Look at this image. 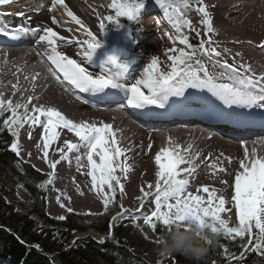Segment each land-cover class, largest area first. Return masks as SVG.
I'll list each match as a JSON object with an SVG mask.
<instances>
[{"label": "snow or ice", "instance_id": "snow-or-ice-1", "mask_svg": "<svg viewBox=\"0 0 264 264\" xmlns=\"http://www.w3.org/2000/svg\"><path fill=\"white\" fill-rule=\"evenodd\" d=\"M13 2L14 0H0V5H9ZM156 2L164 10V16L169 24L177 33H181L177 39L188 50L186 51L185 48L169 50L175 54L168 57L172 63L171 70L167 73L160 72L158 59L154 56L144 68L141 78L131 84L117 83L107 71L95 75L94 78L93 73L86 67H82L76 60L57 51V41H64L65 37L58 36L57 32L50 27L41 29L22 25L11 31L4 29L2 34L13 40L21 39L28 34L37 37L36 42L46 46L43 55L53 66L50 69L52 74L61 83L66 81L81 93H89L93 96L103 94L106 98L123 93L127 106L145 115H174L189 103H195L197 94L203 93L206 95L198 98L207 105V111L204 114L208 117L237 125L253 122L259 118L260 123L264 125V75L257 76L251 73L250 67L243 63L237 65L234 61L229 64L227 60L218 59L221 53L213 47V19L204 0H196L198 5L196 11L201 15V23L205 28L204 35L207 39L201 40L195 46L190 44L188 36L182 33L184 28L196 31L192 28L191 22L185 18L186 11L191 7L190 0H156ZM54 3L63 6L67 16L76 24H81L73 12L67 10L64 0H54ZM144 6L145 0H120L113 4L115 18L109 16L106 19L113 24H117L120 17L138 22V14ZM18 15L24 14L21 12ZM52 23H56L55 18ZM100 29L104 33L103 23L100 24ZM85 33L90 39L81 44L82 50L76 55L83 63L92 65L93 55L101 44L91 31L85 29ZM196 35L199 37L201 33L197 31ZM83 44L87 46L84 47ZM260 46L264 47V44ZM205 58L212 64L213 70H209ZM108 61L116 64L117 58L110 56ZM77 98L80 99V97ZM81 102L87 103L85 100ZM29 104H32L31 97L26 104H14L11 100L0 99V130L6 128L15 138L10 144V151L18 157L21 155L20 128H23L25 124L30 127L33 125L40 127L43 130V157L52 172L38 186L46 188L51 184L57 165L61 161L71 163L69 154H75L77 170L83 166L86 159L89 169L87 174L91 177L92 189L100 197L104 205V213H109V205L117 202L118 192L120 196H123L125 192L120 177L115 174L117 169L125 173V178L131 170V165L126 162L117 163L118 158L124 156L125 152L120 147H115L117 144L115 139L109 143V135L115 136L112 125L101 123L97 126L84 121L76 123L54 107L32 104L29 109ZM21 108L22 112L19 111ZM5 113L10 115L5 117ZM57 129H66L78 139L75 143L64 140V146L55 150L61 153L59 159L48 160L47 149L60 136ZM28 135L31 138V132ZM148 147L151 149V144ZM155 164L158 166L155 185L148 184V191L141 187L142 196L136 198L138 204L135 215L124 208L122 203L120 204V211L111 216L110 237L113 226L126 218L132 222L133 226L136 221L143 220V223L154 232L162 229L159 240L164 239L172 231L173 226L187 227L188 221L194 220L201 227H207L212 233H219L220 238L229 243L234 242L238 246L240 251L236 253L230 250L228 244L220 243V238L218 243L209 242L210 249L214 250L217 247L221 249L219 254L223 256L226 264H243L248 253L262 258L260 264H264V158L249 159L245 149L244 159L239 163V168L242 170L235 174L234 195L231 197L238 219V224L235 226H229V220L221 217V213L225 211L226 201L222 196L216 195L215 188L210 190L208 186H202L197 189V192L202 191L208 194L207 200L189 191V178L196 171L192 161L185 159V156L179 152L174 156L173 151L162 149L155 155ZM182 164L188 166L181 169ZM220 171L224 169L221 168ZM104 186H107V192H104ZM153 187L154 191H152ZM148 197L152 198L155 207L150 214H144L140 210L145 208L144 201ZM60 206L65 207L63 203ZM67 211L72 212L73 209L68 208ZM58 219L64 220L65 216L61 215ZM104 242V239H101L99 243ZM21 243L24 241L21 240ZM72 244L75 245V241ZM33 247L40 249L39 244ZM165 258H167V264H177L173 255H164L160 251L157 264H162ZM49 264H55V261L51 260Z\"/></svg>", "mask_w": 264, "mask_h": 264}, {"label": "bare ground", "instance_id": "bare-ground-1", "mask_svg": "<svg viewBox=\"0 0 264 264\" xmlns=\"http://www.w3.org/2000/svg\"><path fill=\"white\" fill-rule=\"evenodd\" d=\"M115 1L118 0H64L67 10H71L81 21V24H76L67 16L66 9L55 4L54 0H14L9 5H0V42L1 38L5 37L2 34L4 29L11 31L22 25L41 29L50 27L57 32L58 36L65 37L64 41H57V51L76 60L82 67H86L93 73L94 78L95 75L107 71L117 83H134L141 78L144 68L150 62V54L153 52L162 54L164 51L175 48L177 32L171 24L164 25L162 20L156 18L157 15L164 13L162 8L151 4L146 5L139 13V21L135 23L136 25L134 24L132 34L129 38H124L126 40L123 43L127 44L128 51L133 50V52H127L121 62H124L126 57L129 59V66L127 64L114 65L115 67L108 65L101 54L106 36L104 37L100 24L103 23L105 26L104 33L109 32L110 27L105 20H108L106 18L113 11ZM204 3L208 6L213 19V44L217 51H221V57L218 59L227 60L229 64L234 61L237 65L243 63L250 67L251 73L257 76L264 75V47L260 46L264 44V0H204ZM21 12L23 16L18 15ZM151 16H155L153 20H149ZM53 18L56 20L55 24L52 23ZM85 29L91 31L101 44L93 55L92 65L83 63L76 55L82 50L81 44L90 39ZM36 41L37 37L28 34L11 43H0V99L11 100L14 104H26L31 97L32 104L54 107L76 123L84 121L97 126L101 123L111 124L115 136L109 135V143L115 139L117 141L115 147H120L125 152L124 156L118 158L117 163L126 162L131 165V170L126 174L127 178L120 169L117 175L125 187V199L122 202L124 208L132 202L138 204L136 198L142 196L141 187L148 191V184L155 185L158 167L155 164V155L162 149H169L173 151L174 156L179 152L196 167L195 173L189 178V191L202 196L207 193L197 192L198 188L202 186H208L210 190L215 188L216 195L222 196L226 201L229 218L234 216L231 208L234 201L231 197L234 195L235 174L242 170L239 168V163L244 159L245 149L249 159L264 158V143H256L251 138L221 136L213 131L205 136L201 146H197L194 150L196 147L190 145L192 143L189 138L194 137L195 134L182 130L173 131L169 128L179 125V121L189 122L196 117L192 115L182 117L178 114L170 125H166L164 133H154L148 125H144L145 122H142L144 124L139 122V127L132 126L127 134L123 133L125 135L123 136V120L115 106L124 99V94L119 93L107 98L103 94H97L95 97L102 101L94 102L95 100L91 98L88 100L87 96L93 95L81 93L66 81L61 83L57 80L50 71L53 66L43 55L46 46ZM83 46L87 45L83 44ZM233 55L238 58H234ZM34 61L40 62L42 68L36 71L29 70L30 64ZM204 95L206 94H197L196 102L189 103L180 111L192 109L207 111V105L198 98ZM82 100L87 103H82ZM32 104H29V109ZM19 111L22 112L23 109ZM147 120H151L149 121L151 124L158 122L154 118ZM134 121L137 122V120ZM255 121L260 122L259 118ZM21 129L22 133L19 136L21 155L19 157L15 155L33 165L41 173H51L52 169L48 167L43 157V130L35 125L30 127L28 124ZM29 132L32 134L31 138H29ZM57 132L60 134L59 139L47 149L48 160L59 159L61 153L55 150L64 146V140L75 143L78 139L73 134L64 132V129H57ZM149 144L152 146L151 149L148 147ZM69 156L71 163L61 161L57 165L55 176L52 177L49 215L58 219L59 216L68 212V208L73 209L72 213L79 215L100 214L104 205L96 191L92 189L91 177L87 174L89 169L86 159L83 166L77 170L75 154H69ZM187 166L182 164L180 168ZM221 168L224 171H220ZM104 192L107 191L104 189ZM149 198L150 201L145 204L141 213L148 214L150 206L147 204L154 202L151 197ZM204 199L207 200L208 196ZM61 203L65 207L62 208Z\"/></svg>", "mask_w": 264, "mask_h": 264}, {"label": "trees", "instance_id": "trees-1", "mask_svg": "<svg viewBox=\"0 0 264 264\" xmlns=\"http://www.w3.org/2000/svg\"><path fill=\"white\" fill-rule=\"evenodd\" d=\"M190 3L196 6V0H190ZM182 33L194 46L203 40L191 29L184 28ZM13 140L6 128L0 130V186L3 188L0 194V264H49L51 260L55 264H157L159 244L147 241L130 220L114 225L109 236L111 216L116 209H110L98 218L70 214L64 221L50 220L46 215L45 190L38 186L47 177L30 165L18 168L19 161L10 151ZM17 189H23L31 199L28 203L16 204L23 211L6 202V197L14 196ZM89 230L105 236V242L100 244L95 239L75 241L78 233ZM162 232L161 229L154 233L160 238ZM220 243L228 244L232 252L240 251L234 242L229 243L222 237ZM36 244L40 245L39 250L33 247ZM220 252L218 247L210 249L198 264H226ZM173 256L177 264H197L183 255ZM261 259L248 253L243 264H260ZM162 264H167V258Z\"/></svg>", "mask_w": 264, "mask_h": 264}, {"label": "rangeland", "instance_id": "rangeland-1", "mask_svg": "<svg viewBox=\"0 0 264 264\" xmlns=\"http://www.w3.org/2000/svg\"><path fill=\"white\" fill-rule=\"evenodd\" d=\"M118 2H120V0L115 1L114 3H118ZM149 2H150L151 5L154 4V6L156 7V4L153 3L152 1H145V4H147ZM144 7H146V6H144ZM197 7H198L197 4H196L195 7L194 6H191L186 11L185 18L188 19L191 22L192 28H194L196 30L195 32H197V31L200 32L201 33L200 37L203 40H206L207 37L204 35L205 28H204L203 24L201 23V15L196 11V8ZM142 13H143V11L141 12V14ZM115 15H116L115 9H113V11L110 12V16L115 18ZM138 19H139V17H138ZM105 22L110 27L109 32L103 33L104 37L106 36L105 37L106 39L103 42L104 43L103 44L104 47H103V50L101 51L102 52L101 54H102L103 57H105V59H106V60L104 59L105 62L108 63V65H112V66L118 65V64L125 66L126 64L127 65L130 64L129 59L126 58V57H125L126 60L124 62H121V59L124 58V55H126L127 52H129V53L130 52H133V50L132 51H128L127 44H124L123 42L126 40L124 38H129V36L132 34L131 33V30H133L134 29V26L137 24L136 23V20H129L128 18L120 17L117 24H113L109 20H105ZM175 35H176V37H178V36L181 35V33H175ZM213 47H214V44H213ZM175 48L176 49H180V48H185V46L184 45H181L179 43V39H177V42L175 44ZM185 50H188V49L185 48ZM107 52H113L115 54V57L117 58V63L116 64H111L108 61V57H110L112 55H109ZM219 52H221V51L219 50ZM134 53H136V52L134 51ZM174 54L175 53H172L169 50L166 51V52L164 51L162 54L157 53V52H153L152 54H150V57L149 58L151 60L155 56L158 59V68H159L160 72L161 73H167L168 71L171 70V63H172V61L169 60L168 57L170 55H174ZM233 57L234 58H236V57L238 58V56H235V55H233ZM120 62H121V64H120ZM205 63L208 65L210 71L213 70L212 64L211 63H208V61H207L206 58H205ZM112 66H111V68H112ZM46 76H48V75L46 74ZM144 91L146 92V90H144ZM4 115L7 117L8 115H10V113H5ZM21 131H22V129L20 128L19 129V133H21ZM64 132L69 133L66 129H64ZM69 134H72V133H69ZM122 135H123V133H122ZM123 136H125V135H123ZM190 145L191 146H194L192 144H190ZM195 149H197V147ZM16 158L20 161V163L18 164V168L19 169H22V165H30V166H32L34 168V166L31 165L30 163H27V162L19 159L17 156H16ZM117 172H118V169H117V171L115 173L116 175L119 174V172L118 173ZM42 174H44L46 176L49 175V174H45L43 172H42ZM104 189L106 191H108L107 190V186H104ZM43 190H45V193H46V215H47V217L50 220L55 221V222L63 221V220L54 219V218H52L49 215V213H50V205H49L50 184L47 185L46 188H43ZM2 192H3V188L0 186V194H2ZM202 196L205 198L206 196H208V194H203ZM124 197H125V194H123V196H120V194L118 192V194H117V202L115 204H110L109 205V208L110 209H116V211L112 214V216L116 215L117 212L120 211V204L125 199ZM30 200L31 199H30L29 195L24 190H21V189H17L16 190V194L14 196L8 195L6 197V202L9 205H13V204L16 205L18 203H28V202H30ZM149 201H150V198L148 197L144 201V203L146 204ZM216 202H218V201H216ZM216 202H214V203H216ZM147 205L150 206V210H148V214H150V212L154 210V208H153L155 206L154 205V202L153 203H150V204H147ZM224 207H225V211L221 213V217L224 218V219H226V220H229V226H235L236 224H238V219H237V217L235 215L234 204L231 205V208H232V210L234 212V216H232V218H229L230 215L228 214V210H227L228 209L227 208L228 206H227L226 203H225V206ZM136 208H137V204L132 202V203H130L128 205V207L126 209H129L131 211V214L135 215L136 214ZM16 209L18 211H23V208L20 207L19 205H16ZM142 210L143 209H141L140 212ZM70 214L75 215V216H81V217L98 218V217H100L101 215L104 214V207L102 208L100 214H95V215H91V216H89V215H86L85 216V215H82V214L79 215L77 213L66 212V214L64 215L65 216V219ZM126 220H129V219L126 218L124 221H126ZM95 221H94V223H95ZM121 222H123V221H121ZM121 222H119L116 225H119ZM135 226L140 230V232L146 238L147 241L158 244L159 237L156 236V234L154 233V231L149 226H147V225H145L143 223V220L136 221L135 222ZM94 237H96V239ZM98 237L100 238V240L101 239H105V237L99 236L95 230H89L87 232L78 233L76 235L75 241H79V240L80 241H83V240H87V239H95V240H97V241L100 242V240H99Z\"/></svg>", "mask_w": 264, "mask_h": 264}, {"label": "clouds", "instance_id": "clouds-1", "mask_svg": "<svg viewBox=\"0 0 264 264\" xmlns=\"http://www.w3.org/2000/svg\"><path fill=\"white\" fill-rule=\"evenodd\" d=\"M219 233H212L190 220L185 225H175L170 233L158 241L159 251L164 255L179 254L195 262L201 261L209 252L211 243H218Z\"/></svg>", "mask_w": 264, "mask_h": 264}, {"label": "water", "instance_id": "water-1", "mask_svg": "<svg viewBox=\"0 0 264 264\" xmlns=\"http://www.w3.org/2000/svg\"><path fill=\"white\" fill-rule=\"evenodd\" d=\"M80 241V240H79Z\"/></svg>", "mask_w": 264, "mask_h": 264}]
</instances>
